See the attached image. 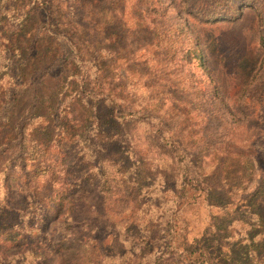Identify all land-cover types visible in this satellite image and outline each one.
Here are the masks:
<instances>
[{
    "label": "trees",
    "instance_id": "1",
    "mask_svg": "<svg viewBox=\"0 0 264 264\" xmlns=\"http://www.w3.org/2000/svg\"><path fill=\"white\" fill-rule=\"evenodd\" d=\"M232 10L229 0H204L201 6L206 21ZM129 22L147 27L155 37L164 34L172 40L175 32L167 25L162 0H0V68L11 70L21 89L0 91V126L10 122L20 101L32 96L11 129L14 142L7 148L14 149V155L0 168V264L13 262L16 255L10 252L22 247V257L33 254L36 260L40 257L35 249L57 254L54 244H48L50 235H43L44 216L48 213L50 221L66 226L68 234L76 224L62 215L64 201L84 199L92 192L99 196L109 222L125 234L136 229L141 233L132 240L144 252L123 264H211L203 248L182 250L178 231L187 207L219 205L217 189L209 183L215 168L226 175L239 174L243 191L253 189L248 197L256 224L249 225L252 233H246L241 251L248 263L264 264V88L248 91L240 106V113L250 119L247 130L256 132L241 141L218 91L198 92L190 111L204 117L188 142L187 128L170 124L165 118L169 114L162 115L158 106L150 109L148 101L132 100L129 92L123 96L108 91L97 64L68 34L120 23L129 27ZM261 42L264 45V31ZM184 53L187 63L201 58L197 47L184 48ZM53 76L62 79L64 88L79 91L86 102L103 104L108 118L95 114L89 126L93 132L84 131L89 121L85 124L66 106L58 109L57 132L51 137L40 89ZM36 132L46 137L33 139ZM118 143L124 148L103 146ZM41 174L51 176L47 184L41 182ZM144 195L150 198L147 203ZM88 256L86 264H108L109 258L98 251Z\"/></svg>",
    "mask_w": 264,
    "mask_h": 264
},
{
    "label": "rangeland",
    "instance_id": "2",
    "mask_svg": "<svg viewBox=\"0 0 264 264\" xmlns=\"http://www.w3.org/2000/svg\"><path fill=\"white\" fill-rule=\"evenodd\" d=\"M203 2L162 0L169 20L167 25L175 28L172 40L164 37V34L161 38L159 35L155 37L147 27H132L131 22L129 27L121 23L105 30L93 27L87 34H70L68 28L67 33L97 64L108 91L123 96L129 92L132 100L148 101L150 109L158 106L162 109V115L169 114L165 118L170 120V124L187 128L184 135L186 141L191 142L189 137L202 127L204 115L190 111V102L193 103L200 91H218L221 106L231 111L230 119L237 123V139H250L256 132L247 130L250 119L240 113V106L248 91L264 88L260 87L264 82V45L261 42L264 0H229V6L233 9L229 15L215 16L207 21L203 19L201 11ZM241 5L243 8L239 10ZM188 47L198 48L201 56L198 62L195 59L192 63L184 61V48ZM62 83L60 77L53 76L40 89L44 91L42 103L44 114L49 117L46 126H49L50 136L57 132L55 118L57 120L58 109L63 111L66 106H71L74 115L85 124L89 121L84 131L93 132L89 127L92 116L95 118L96 114L101 119L108 118L106 108L103 104L95 106L86 102L79 91H74L71 85H68L71 88H64ZM18 84L19 80L12 77L11 70L0 68L2 93L20 91ZM28 91H33V86ZM56 100L59 101L58 106ZM31 101L32 96L20 101L10 116V122L0 126V168L14 155V149L7 148L14 142L11 129L13 126L15 128ZM71 124L77 125V121ZM38 134L34 133L33 139L46 137V134ZM103 146L108 150L124 148L122 143L114 147ZM49 179L50 175L46 177L41 174L43 184ZM210 180L212 187L217 189L215 202H219V205L214 206L212 202L209 206L204 203L199 208L187 207L178 231L180 248H203L211 264H250L242 257L241 247L247 243L246 233H252L251 230L247 231L249 225L256 224V218L250 213L254 209L248 197L253 189L249 187L243 191L239 174L226 175L219 168L214 169ZM231 186L236 187L229 192ZM52 190L57 191L56 188ZM46 193L50 195V189ZM149 199L148 195L146 199L144 195V203ZM63 204L62 215L71 217L76 224L72 232L67 234L66 226L50 221L48 213L43 218L46 220L43 235H50L48 244H54L53 248L58 249L57 254H49L44 248H34L32 251L40 257L36 260L30 256L33 254L22 257L26 250L22 247L10 252L16 256L13 262L7 264H86L90 251L106 255L108 264H123L132 255L144 252L132 240L141 235L139 230L125 234L121 228L109 222L102 213L100 198L96 193L92 192L84 199H67ZM125 237L130 239L125 240ZM19 250H22L21 254ZM123 257L124 260H118Z\"/></svg>",
    "mask_w": 264,
    "mask_h": 264
}]
</instances>
